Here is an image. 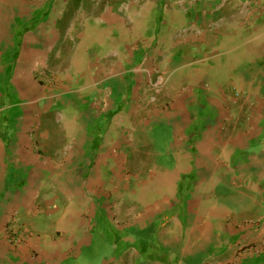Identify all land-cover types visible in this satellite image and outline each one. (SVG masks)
Here are the masks:
<instances>
[{
	"label": "crops",
	"instance_id": "obj_1",
	"mask_svg": "<svg viewBox=\"0 0 264 264\" xmlns=\"http://www.w3.org/2000/svg\"><path fill=\"white\" fill-rule=\"evenodd\" d=\"M66 2H0V264H264V0Z\"/></svg>",
	"mask_w": 264,
	"mask_h": 264
},
{
	"label": "rangeland",
	"instance_id": "obj_2",
	"mask_svg": "<svg viewBox=\"0 0 264 264\" xmlns=\"http://www.w3.org/2000/svg\"><path fill=\"white\" fill-rule=\"evenodd\" d=\"M26 1L27 4L32 5V6H42L44 0H24ZM2 2V0H0ZM109 4H111V0H108ZM68 3L66 7L62 8L61 15L64 16H69V17H74L78 18L79 20L82 18V16L86 13L93 14V10L97 9V5H100L102 3V0H68ZM94 6L95 8H93ZM73 21V20H72ZM78 21L74 23V25H78ZM18 35V33L16 32ZM7 96H3V98L0 100V104L5 103V99ZM121 107V106H120ZM56 108H53L55 110Z\"/></svg>",
	"mask_w": 264,
	"mask_h": 264
},
{
	"label": "built area",
	"instance_id": "obj_3",
	"mask_svg": "<svg viewBox=\"0 0 264 264\" xmlns=\"http://www.w3.org/2000/svg\"><path fill=\"white\" fill-rule=\"evenodd\" d=\"M229 1H242V5L240 6L239 10V13H241V23L247 24L249 20V7L251 4L249 0H217L216 7H222ZM193 33L197 34L199 33V30H195ZM1 233L3 234L7 242L17 245L21 243L24 237L26 235H29L30 232L22 225H8L3 228V231Z\"/></svg>",
	"mask_w": 264,
	"mask_h": 264
}]
</instances>
